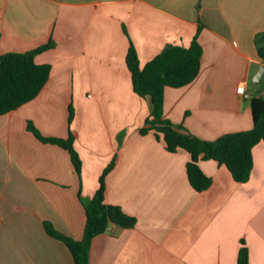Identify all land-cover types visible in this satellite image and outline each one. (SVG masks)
I'll return each instance as SVG.
<instances>
[{"label": "crops", "instance_id": "1", "mask_svg": "<svg viewBox=\"0 0 264 264\" xmlns=\"http://www.w3.org/2000/svg\"><path fill=\"white\" fill-rule=\"evenodd\" d=\"M263 33L264 0H0V55L51 44L34 57L50 66L44 87L0 116V264H75L45 224L80 241L85 205L110 165L104 203L136 224L94 237L89 264H236L241 242L249 264H264V140L246 183L204 161L210 186L194 191L188 154L168 153L153 131L140 134L151 101L134 94L125 63L130 45L143 68L196 36L200 71L164 89L160 118L212 142L252 129L250 101L264 97V73L252 82L264 68L255 45ZM29 126L43 138L71 135L80 174L65 149Z\"/></svg>", "mask_w": 264, "mask_h": 264}, {"label": "trees", "instance_id": "2", "mask_svg": "<svg viewBox=\"0 0 264 264\" xmlns=\"http://www.w3.org/2000/svg\"><path fill=\"white\" fill-rule=\"evenodd\" d=\"M258 55L264 59V33L255 38ZM48 43L26 53L0 55V116L19 108L34 99L48 80L49 65H37L34 57L49 49ZM201 49L193 38L188 48L168 46L143 68L140 67L134 48L130 45L126 58V68L131 77L132 91L142 99L151 101L150 119L140 129L145 135L153 131L161 136L168 153L183 151L189 156L186 175L190 187L203 192L210 186V179L199 168V163L214 161L223 165L235 183L244 184L252 170V149L264 140V97L250 101L252 129L245 132L221 136L215 141H203L181 127H174L161 120L163 91L166 87L181 88L193 82L200 71ZM69 122L72 118L70 109ZM38 140L45 144L57 145L65 149L77 174H80L81 161L74 150L72 136L68 139H52L39 136L29 126ZM108 166L99 178V186L92 199L85 205L86 222L80 241L71 240L58 233L50 224H45L46 233L62 242L70 251L75 264H89L88 251L91 240L103 234L109 225L131 229L136 220L122 212L117 206L104 203L105 177L111 169ZM236 264H249L248 251L241 242Z\"/></svg>", "mask_w": 264, "mask_h": 264}, {"label": "water", "instance_id": "3", "mask_svg": "<svg viewBox=\"0 0 264 264\" xmlns=\"http://www.w3.org/2000/svg\"><path fill=\"white\" fill-rule=\"evenodd\" d=\"M263 73H264V68L262 66H259V69H258L257 73L255 74L254 78L252 79V82L254 84L259 83Z\"/></svg>", "mask_w": 264, "mask_h": 264}, {"label": "built area", "instance_id": "4", "mask_svg": "<svg viewBox=\"0 0 264 264\" xmlns=\"http://www.w3.org/2000/svg\"><path fill=\"white\" fill-rule=\"evenodd\" d=\"M244 90H245L244 86H240V87L237 89V92H238V94L243 95L244 97L247 98L248 96L244 93ZM106 230H108V227L106 228Z\"/></svg>", "mask_w": 264, "mask_h": 264}, {"label": "rangeland", "instance_id": "5", "mask_svg": "<svg viewBox=\"0 0 264 264\" xmlns=\"http://www.w3.org/2000/svg\"><path fill=\"white\" fill-rule=\"evenodd\" d=\"M259 69V68H258ZM250 86H251V88H255L256 90H260V88H261V85H257V86H254V85H252L251 83H250Z\"/></svg>", "mask_w": 264, "mask_h": 264}]
</instances>
